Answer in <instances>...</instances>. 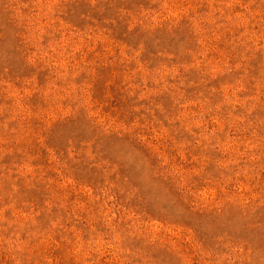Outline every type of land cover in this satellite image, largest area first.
Segmentation results:
<instances>
[{"label": "rangeland", "instance_id": "rangeland-1", "mask_svg": "<svg viewBox=\"0 0 264 264\" xmlns=\"http://www.w3.org/2000/svg\"><path fill=\"white\" fill-rule=\"evenodd\" d=\"M0 264H264V0H0Z\"/></svg>", "mask_w": 264, "mask_h": 264}]
</instances>
